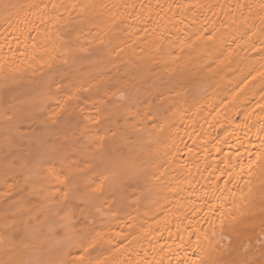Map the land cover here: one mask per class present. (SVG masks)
I'll list each match as a JSON object with an SVG mask.
<instances>
[{
  "label": "bare ground",
  "instance_id": "6f19581e",
  "mask_svg": "<svg viewBox=\"0 0 264 264\" xmlns=\"http://www.w3.org/2000/svg\"><path fill=\"white\" fill-rule=\"evenodd\" d=\"M0 264H264V0H0Z\"/></svg>",
  "mask_w": 264,
  "mask_h": 264
}]
</instances>
